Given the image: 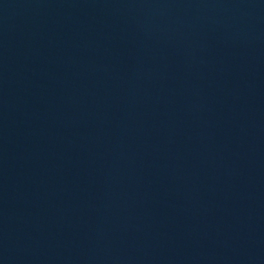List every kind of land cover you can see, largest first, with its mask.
<instances>
[{"label":"water","instance_id":"water-1","mask_svg":"<svg viewBox=\"0 0 264 264\" xmlns=\"http://www.w3.org/2000/svg\"><path fill=\"white\" fill-rule=\"evenodd\" d=\"M0 264H264V0H0Z\"/></svg>","mask_w":264,"mask_h":264}]
</instances>
